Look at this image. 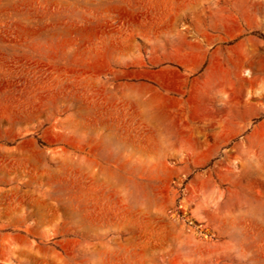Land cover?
<instances>
[{
	"label": "rangeland",
	"instance_id": "1",
	"mask_svg": "<svg viewBox=\"0 0 264 264\" xmlns=\"http://www.w3.org/2000/svg\"><path fill=\"white\" fill-rule=\"evenodd\" d=\"M0 264H264V0H0Z\"/></svg>",
	"mask_w": 264,
	"mask_h": 264
}]
</instances>
